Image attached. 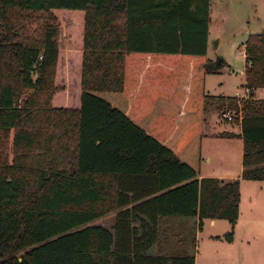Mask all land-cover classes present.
Instances as JSON below:
<instances>
[{"label":"trees","instance_id":"trees-1","mask_svg":"<svg viewBox=\"0 0 264 264\" xmlns=\"http://www.w3.org/2000/svg\"><path fill=\"white\" fill-rule=\"evenodd\" d=\"M210 14L211 0H0V264H195L206 219L234 240L241 180L199 178ZM245 57L249 97L223 114H242V179L264 181V31Z\"/></svg>","mask_w":264,"mask_h":264},{"label":"rangeland","instance_id":"rangeland-1","mask_svg":"<svg viewBox=\"0 0 264 264\" xmlns=\"http://www.w3.org/2000/svg\"><path fill=\"white\" fill-rule=\"evenodd\" d=\"M69 22L64 23L69 25ZM263 31L264 0H211L207 56L216 72L207 75V94L229 97L245 94V44L250 35ZM71 37L69 35L67 39L70 41ZM220 60L222 63L218 66ZM62 74L66 76L65 72ZM69 84L70 98L74 101L75 79L69 78ZM259 91L262 94L264 88ZM206 113L208 118V111ZM206 131L209 133L208 127ZM208 155L212 157L210 164L207 163ZM203 157L204 173H235L241 164L239 141L207 136ZM246 181L241 192L242 209L234 240L229 242L224 238L231 230L229 221L218 219L215 225H211L206 219L201 231L196 232L198 264H264V181ZM115 218L114 212L95 224L112 228ZM219 235L221 239L217 237Z\"/></svg>","mask_w":264,"mask_h":264},{"label":"crops","instance_id":"crops-1","mask_svg":"<svg viewBox=\"0 0 264 264\" xmlns=\"http://www.w3.org/2000/svg\"><path fill=\"white\" fill-rule=\"evenodd\" d=\"M245 59H246V57H245ZM244 89L246 92L245 87H244ZM259 90L260 89H258L254 92V98L255 99H264V91H261L262 94H259V92H260ZM207 95H209V94H207ZM209 96H212L214 98L211 100V104L209 105V108L207 110L209 113L208 118L206 117L207 113H205V122H204V127H203V132H204L203 147H204L205 138L207 136H210L211 138H227V139L238 140L239 145H240L241 164H240L239 169L235 173H231L230 171H226V172L224 171L222 173H215V172L204 173L203 169H202V165H203V161L205 159L203 157V161H202V165H201V175L199 178L202 179L204 177H218V178L223 179V180L240 179L241 180V192H242L243 184L246 181V180L242 179L243 155H244L242 114H236L235 111H233L235 114V121L232 122V121L227 120L223 116L224 115L223 111L227 110L228 101H226L225 98L229 97V96H226L224 94H221L219 96H214V95H209ZM233 97H237L239 100H241L240 98H248L249 95L244 94V95H241V97H239L238 95L233 96ZM224 124H225V127H224ZM207 127L210 130L209 133H207V131H206ZM211 162H212V157L210 155H208L207 156V163L210 164ZM247 181H252V180H247ZM254 182H256V180ZM241 209H242V193H241V201H240V214H241ZM216 222H217V220H210L211 225H215ZM204 223H205V220H204ZM204 223H203V225H204ZM237 223H238V221H237ZM237 223H236V225H237ZM202 228H203V226H202ZM198 229L201 231V229L199 228V223L197 225V230ZM217 237L219 239H221V235H219ZM197 246H198V244L196 245V247ZM196 252H197V248H196ZM197 260L198 259H197V253H196L195 264H198Z\"/></svg>","mask_w":264,"mask_h":264},{"label":"built area","instance_id":"built-area-1","mask_svg":"<svg viewBox=\"0 0 264 264\" xmlns=\"http://www.w3.org/2000/svg\"><path fill=\"white\" fill-rule=\"evenodd\" d=\"M244 54H245V52H244ZM245 94L249 95V91H248L247 89H246ZM238 96L241 97L240 94H239ZM240 99H245V98H240ZM223 116H224L227 120H229V121H232V120H234V118H235V114H232L231 112H227V113H225Z\"/></svg>","mask_w":264,"mask_h":264},{"label":"water","instance_id":"water-1","mask_svg":"<svg viewBox=\"0 0 264 264\" xmlns=\"http://www.w3.org/2000/svg\"><path fill=\"white\" fill-rule=\"evenodd\" d=\"M221 63H222V60H220V61L218 62V66L221 65ZM20 260H21V259H20Z\"/></svg>","mask_w":264,"mask_h":264}]
</instances>
